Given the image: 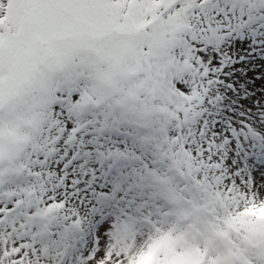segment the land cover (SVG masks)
Here are the masks:
<instances>
[{
    "label": "snow or ice",
    "instance_id": "1",
    "mask_svg": "<svg viewBox=\"0 0 264 264\" xmlns=\"http://www.w3.org/2000/svg\"><path fill=\"white\" fill-rule=\"evenodd\" d=\"M145 67L204 180L264 199V0H0V264H122L111 210L143 157L132 129L77 109L94 72L121 87Z\"/></svg>",
    "mask_w": 264,
    "mask_h": 264
},
{
    "label": "rangeland",
    "instance_id": "2",
    "mask_svg": "<svg viewBox=\"0 0 264 264\" xmlns=\"http://www.w3.org/2000/svg\"><path fill=\"white\" fill-rule=\"evenodd\" d=\"M119 80L121 87L113 86L94 72L88 80L94 98L86 95L77 111H98L132 129L143 157L129 158L127 194L111 210L109 237L112 251L124 255L122 264H136L149 252L164 264H264V219L241 213L264 199L240 195L232 203L204 180L195 158L171 135L172 113L154 72L145 67ZM105 219L100 216L96 223ZM40 232L47 242V229Z\"/></svg>",
    "mask_w": 264,
    "mask_h": 264
},
{
    "label": "trees",
    "instance_id": "3",
    "mask_svg": "<svg viewBox=\"0 0 264 264\" xmlns=\"http://www.w3.org/2000/svg\"><path fill=\"white\" fill-rule=\"evenodd\" d=\"M139 129H140V131H141L140 133L144 137V139L147 138V137L148 138L150 137L149 134H147L148 130H147V128L145 126H140Z\"/></svg>",
    "mask_w": 264,
    "mask_h": 264
}]
</instances>
